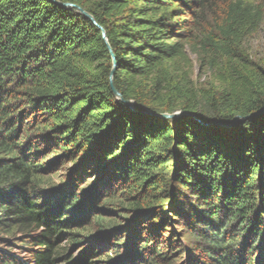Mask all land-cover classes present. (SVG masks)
I'll list each match as a JSON object with an SVG mask.
<instances>
[{
	"label": "trees",
	"instance_id": "16d2710c",
	"mask_svg": "<svg viewBox=\"0 0 264 264\" xmlns=\"http://www.w3.org/2000/svg\"><path fill=\"white\" fill-rule=\"evenodd\" d=\"M59 1L89 12L107 42L76 8L0 0V146L11 155L0 163V233H22L21 247L37 246L25 260L1 254L0 264H96L99 250L74 260L58 241L102 236L80 237L73 228L88 219L111 179L152 191L133 205L137 213L152 210L155 223L168 216L155 198L173 199L171 213L191 225L190 264H264V114L235 127L190 115L231 123L264 107V64L247 50L264 20V0ZM190 54L209 82L193 77ZM113 68L122 99L111 86ZM21 108L46 116L55 143L74 162L82 158L79 176L99 173L91 203L72 187L41 186L39 153L31 140L18 139ZM149 110L188 114L163 118ZM228 219L249 235L238 254ZM132 222L137 244L144 236ZM198 241L211 260H199ZM146 242L134 262L117 264H158L143 260Z\"/></svg>",
	"mask_w": 264,
	"mask_h": 264
},
{
	"label": "rangeland",
	"instance_id": "374dc122",
	"mask_svg": "<svg viewBox=\"0 0 264 264\" xmlns=\"http://www.w3.org/2000/svg\"><path fill=\"white\" fill-rule=\"evenodd\" d=\"M247 50L255 61L264 64V20L259 30L247 41ZM190 57L194 62L193 77L197 78L201 83L209 82V72H202L196 65L195 56L190 54ZM26 112L25 108L20 109L23 121L21 122L18 139L21 142L31 140L32 152L39 153L36 162L42 164V167H44H41L42 169L39 172L41 186L43 188L51 186L72 187L78 193L84 192L87 196L85 200L90 202L89 199L93 194L95 185L100 180L99 173L88 170L79 176L77 172L79 169L77 167L81 164L82 158L74 162L72 160L73 157L66 154L67 152L63 151L55 143V133L49 132L46 116L42 115L41 112L33 113L32 115ZM13 141L18 140L9 139L6 144L11 145L14 143ZM10 156L0 146V163L4 159V161L9 160L11 158ZM81 172L83 171L79 170V173ZM106 189L107 191L101 194L99 201L97 203L95 201L93 204L94 208H92L88 219L73 228L80 237L98 234L102 235L101 237L99 236L100 240L105 238L106 241L102 245H99V239L87 241L85 238V240L79 243H74L69 239V236L60 238L58 244L60 247L68 249L69 258L79 260L84 254L97 253L96 251L99 250L102 252V255L98 256V262L96 264H117L121 261L131 263L134 262L133 258L136 260V256L138 257L137 252L142 251V246H145V240H147L146 244H148V247L143 250L146 255L143 260L151 258L154 262H159L158 264H190L191 248L193 247L190 246L187 237L189 230H191V225L185 219L180 216H174L171 213L170 206L173 203V199L170 200L166 197L160 198V196L155 198L156 202L154 206H157L160 210L162 209L164 211L163 213L168 215L165 222L160 221L155 223L153 220L154 217H152V210L144 208L145 211L141 210L142 212L138 211L140 213H137L134 210L137 207L133 205L137 195L138 197L149 198L150 196L148 195H151L153 193L152 191L144 190L142 192L140 188L135 190L129 181L124 182L114 179L110 180ZM135 213L136 215L138 214L135 217L138 221L136 224L138 225L137 228L142 230L144 236L137 240V244L133 243L132 237L133 231L136 230V226L132 224L135 222V220L132 222L135 219L133 218ZM171 218L174 221H168ZM228 222L231 225L228 230H230V234L235 235L239 246L237 250L235 249V253L238 254L237 251L241 249L240 245L249 238V235L245 233V230L240 229L241 227H239L240 224L238 221L228 219ZM161 223L164 225H161ZM168 224L170 226L169 228L166 227ZM8 231L0 233V239H2L0 240V255L10 253L19 259L25 260L24 256H29L27 251L33 248L35 249L37 246L26 245L28 247H21L20 244H22L23 240H26L23 236L24 234L17 233L16 236H13V233ZM37 233H40V231ZM171 233L175 234L172 238L173 241L169 243ZM260 246L264 248V241ZM204 247L206 245L201 241L195 245L197 255L200 256L198 257L200 261L203 258H209L206 255L207 252H205L206 248L204 249ZM261 249L256 250L254 253L255 257L260 256ZM209 260L211 259L209 258Z\"/></svg>",
	"mask_w": 264,
	"mask_h": 264
},
{
	"label": "water",
	"instance_id": "95a60500",
	"mask_svg": "<svg viewBox=\"0 0 264 264\" xmlns=\"http://www.w3.org/2000/svg\"><path fill=\"white\" fill-rule=\"evenodd\" d=\"M50 1L53 2V3H55V4H57V5H59V6H61V7L76 8V9H78L80 11V13H82L83 15H85L88 19H90L94 24H96L100 28V30L102 31L103 38L107 42L106 32H105L104 28L98 24V22L95 20V18L89 12H87L86 10H84L79 5L74 4V3H71V2H62V1H59V0H50ZM108 48L110 50V53L112 55V58H114V55H113L112 50H111V47L109 46ZM113 65H115V61H113ZM113 74H114V68L111 70V74H110V82H111V86H112L113 92H114V94L119 99H122L120 92L113 85ZM124 102L130 108L135 109V102L134 101H132V100H124ZM147 112L150 113V114H153V115H157V116L163 117V118H175V117H179L181 115L188 114L187 112H184V111H176V112H173V113H160V114L159 113L152 112L150 110L147 111ZM262 114H264V107L260 108L256 112L250 113V114H248L246 116L236 115L233 118V121L231 123L205 122V121L201 120L199 117H197L195 114H190V115L192 117L196 118L198 121H200L201 123H203L205 125L218 124V125H221L223 127H235V126L241 124L243 121H245L248 118H251V117H254V116H258V115H262Z\"/></svg>",
	"mask_w": 264,
	"mask_h": 264
}]
</instances>
